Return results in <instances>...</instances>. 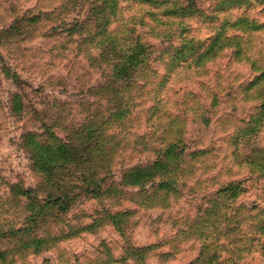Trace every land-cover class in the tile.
Segmentation results:
<instances>
[{"label": "rangeland", "instance_id": "obj_1", "mask_svg": "<svg viewBox=\"0 0 264 264\" xmlns=\"http://www.w3.org/2000/svg\"><path fill=\"white\" fill-rule=\"evenodd\" d=\"M176 1L192 13L189 23L172 18L176 31L185 29L204 40L225 25L227 35L241 38L246 52L237 50V41H225L219 56L199 68L185 64L167 73L165 62H155L156 72L144 76L143 85L136 89L132 114L120 123L123 127L116 130V123L111 122V134L114 138L117 135L122 149L109 151L108 146L91 143L80 127L87 113L92 117L98 114L84 102L92 99L89 88L100 76L80 54L87 46L76 40L75 27L70 23L118 9L112 29L132 26L136 34L154 46L153 55H160L161 47L169 42L160 35H167L168 30L149 17L151 13L162 15L164 8L142 0H0V218L10 217L3 210L5 184H36L37 169L30 158L39 155L41 145L77 156L85 169L101 176L110 169L108 182L114 187L118 175L113 174L121 166L152 161L155 149L177 136L192 140L197 147L212 149L203 161L215 165V170L208 169L204 177L217 174V180L222 182L247 174L236 166L231 142L257 106L253 98L255 86L248 95L245 88L262 71L255 70L252 64L264 65V0ZM251 21L260 28L246 30ZM163 79L165 83L160 87ZM260 86L264 87V80ZM248 140L264 148V125ZM203 172L205 169L197 175ZM254 177V181L246 183L249 192L240 201L263 206L264 177ZM213 183L204 180L202 187ZM108 194L101 201L81 200L60 217L84 224L95 211L98 217L105 216V209L128 211L123 230L126 241L136 246H154L145 264H191L196 259L199 241L181 233L187 229L184 224L194 211V201L172 199L164 207L158 199L148 198V192L143 194L130 187L113 189ZM19 217L25 216L19 213ZM260 235L258 251L252 258L247 255L246 260H235L223 255L217 264H264V231ZM124 246L114 227L103 225L43 249L38 255H10L6 264H129L120 262Z\"/></svg>", "mask_w": 264, "mask_h": 264}, {"label": "trees", "instance_id": "obj_2", "mask_svg": "<svg viewBox=\"0 0 264 264\" xmlns=\"http://www.w3.org/2000/svg\"><path fill=\"white\" fill-rule=\"evenodd\" d=\"M142 1L164 8L162 15L151 13L149 17L168 30L167 35H160L169 41L161 47L160 55H153L154 46L136 34L132 26L125 24L119 29H112L118 9L93 17L84 16L70 23L75 27L73 34H76V40L88 48L80 50V54L85 55L89 67L100 76L96 85L89 88L92 99L84 102L98 114L94 112L92 117V113H85L87 119L81 122L80 127L91 143L108 146L109 151L122 149L117 135L114 138L111 134L114 129H111V122L116 123V130L123 127L120 123L132 114L134 94L138 93L136 89L143 85L144 76L156 72L155 62H165L167 73L185 64L188 68H199L219 56L217 54L223 47L221 43L225 41H237L240 44L236 45L237 50L246 52L241 38L227 35L228 26L225 25L204 40L184 32L185 29L176 31L172 18H183L189 23L188 19L192 16L189 8H183L176 0ZM259 28L252 21L250 26L245 27L248 31ZM244 57L248 60V55ZM252 67L262 71L246 86L245 91L248 95L255 86L256 95L253 98L257 100V106L243 130L231 142L235 164L244 168L247 174L241 178L231 176L222 182L217 180V174L204 177L208 169L215 167L203 161L211 155L212 149L197 147L192 140L177 136L156 148L152 161L121 166L113 174V177L118 175L114 187L108 182L110 169L101 176L97 171L85 169L83 161L77 156L41 145L37 147V160L33 156L30 158L32 167L37 169L36 184L33 187H25L19 182L5 184L3 210L10 217L0 218V264H6L13 254L15 257L21 253L38 255L43 249L53 248L81 232H94L103 225L113 226L124 240V256L120 262L145 264L147 253L154 246H136L130 240L126 241L123 230L128 219L124 216L129 215L128 211L102 209L104 217H98L95 211L94 217H86L89 221L84 224L81 221L74 224L72 218L60 217L69 213L81 200L101 201L110 196V190L127 187L137 188L143 194L148 192V198L158 199L164 207L172 199L189 198L195 202L194 211L187 216L184 224L187 229L181 232L200 243V252L191 264H217L223 255L235 260H246L247 255L252 258L260 245V233L264 231V205H247L240 199L249 192L246 183L254 181L255 175L257 178L264 177V148L253 146L248 140L264 125V87L260 86L264 80V65L254 67L252 64ZM164 83L163 79L159 86ZM98 115L101 119H97ZM203 169L205 172L198 176ZM207 179L214 182L213 185L202 187ZM19 213L25 217H19Z\"/></svg>", "mask_w": 264, "mask_h": 264}]
</instances>
